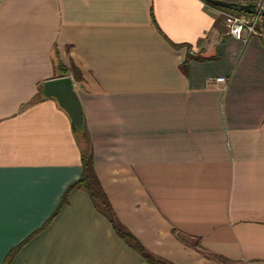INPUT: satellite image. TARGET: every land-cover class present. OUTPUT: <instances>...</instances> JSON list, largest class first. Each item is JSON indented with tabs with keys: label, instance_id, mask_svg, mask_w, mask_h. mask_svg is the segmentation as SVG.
I'll return each instance as SVG.
<instances>
[{
	"label": "crops",
	"instance_id": "0c3cea01",
	"mask_svg": "<svg viewBox=\"0 0 264 264\" xmlns=\"http://www.w3.org/2000/svg\"><path fill=\"white\" fill-rule=\"evenodd\" d=\"M246 5L264 0H223ZM203 0H0V264H264V35ZM70 77L112 215L42 94ZM227 83H218V78Z\"/></svg>",
	"mask_w": 264,
	"mask_h": 264
},
{
	"label": "trees",
	"instance_id": "16d2710c",
	"mask_svg": "<svg viewBox=\"0 0 264 264\" xmlns=\"http://www.w3.org/2000/svg\"><path fill=\"white\" fill-rule=\"evenodd\" d=\"M210 7L228 14H233L238 16H248L245 12L237 8L223 9L214 6H210ZM260 28L262 31H264V19H262ZM74 131L78 141L80 142V145L82 146L81 148H82V166H83L82 177L74 185V187L84 189L90 195L91 199L94 201L96 206L103 209L108 214L112 215V207L95 171L94 156L92 149L89 147L86 131L84 127L83 129L76 128ZM114 226L116 228V231L119 233V235L123 237L125 240L132 242L135 249L147 260L149 264H169L167 262L157 260L150 254H148L144 249V247L136 240V238H134L129 232H126V230L121 224L114 223ZM12 256L13 253L8 257L6 264H9ZM215 258L222 264H227L225 259L221 257H215Z\"/></svg>",
	"mask_w": 264,
	"mask_h": 264
},
{
	"label": "water",
	"instance_id": "95a60500",
	"mask_svg": "<svg viewBox=\"0 0 264 264\" xmlns=\"http://www.w3.org/2000/svg\"><path fill=\"white\" fill-rule=\"evenodd\" d=\"M206 4L223 9L237 8L247 15L259 14L264 19V9L258 8L257 4L250 3L241 5L223 0H203ZM46 98L55 99L59 106L69 115L74 130L83 129L84 118L80 101L74 90V82L70 77H63L46 82L42 89Z\"/></svg>",
	"mask_w": 264,
	"mask_h": 264
},
{
	"label": "built area",
	"instance_id": "2783aa9c",
	"mask_svg": "<svg viewBox=\"0 0 264 264\" xmlns=\"http://www.w3.org/2000/svg\"><path fill=\"white\" fill-rule=\"evenodd\" d=\"M258 8L264 9L263 3L257 4ZM224 24L228 34L243 43H247L252 36H263L261 30L262 17L257 15L238 16L228 13H223ZM218 83H227L226 78H218Z\"/></svg>",
	"mask_w": 264,
	"mask_h": 264
},
{
	"label": "rangeland",
	"instance_id": "374dc122",
	"mask_svg": "<svg viewBox=\"0 0 264 264\" xmlns=\"http://www.w3.org/2000/svg\"><path fill=\"white\" fill-rule=\"evenodd\" d=\"M259 4V3H258ZM263 19V18H262ZM263 33H264V31H263Z\"/></svg>",
	"mask_w": 264,
	"mask_h": 264
}]
</instances>
